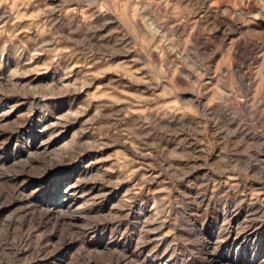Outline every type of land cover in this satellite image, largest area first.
Wrapping results in <instances>:
<instances>
[{
	"label": "rangeland",
	"instance_id": "obj_1",
	"mask_svg": "<svg viewBox=\"0 0 264 264\" xmlns=\"http://www.w3.org/2000/svg\"><path fill=\"white\" fill-rule=\"evenodd\" d=\"M0 264H264V0H0Z\"/></svg>",
	"mask_w": 264,
	"mask_h": 264
}]
</instances>
